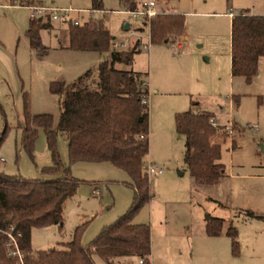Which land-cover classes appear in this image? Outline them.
<instances>
[{
  "label": "rangeland",
  "instance_id": "374dc122",
  "mask_svg": "<svg viewBox=\"0 0 264 264\" xmlns=\"http://www.w3.org/2000/svg\"><path fill=\"white\" fill-rule=\"evenodd\" d=\"M37 1L50 9L90 7V0H34ZM161 3L162 14L178 12L184 16L183 31L164 34V43H149V23L125 12L118 0H102V11L94 12L92 17H103L113 39L126 41L122 50L134 45L139 49L130 66H114L138 72L147 82L148 152L144 162L162 168L158 174L145 173L151 194L131 218L149 227L148 263H139L135 254L114 257V262L264 264V219L247 214L248 210L264 214V152L259 149V145L264 147V57L258 59L257 72L249 82L241 76H230L227 16L228 12L235 14L243 9L262 15L264 0ZM30 12L28 7L11 5V0H0V132L6 126L0 140V170L52 178L61 171L42 170L52 164V159L41 128H36L31 155L20 147V131L15 125L23 112V99L27 100L30 116L49 114L54 127L58 97L49 91L50 82L70 84L86 70L95 73L97 64L107 59L108 53L58 47V30L64 26L49 21L52 28L39 31L41 44L47 50L37 57L24 37ZM125 23L127 29H123ZM147 43V48L140 47ZM188 109L214 112L215 124L224 131L219 158L224 176L217 183H195L184 163L185 140L176 134L173 116ZM55 146L61 166H68L71 175L98 183L83 181L64 200L62 225L31 228L33 249L68 240L73 227L82 221L86 225L80 241L88 244L103 226L128 208L132 199V188L126 183L130 177L124 169L105 160L69 164L66 140L60 132ZM94 186L99 193H92ZM212 216L222 218L220 232L215 235L205 232V224ZM228 225L237 231L235 253L225 234ZM92 259L95 264H109L96 253H92Z\"/></svg>",
  "mask_w": 264,
  "mask_h": 264
},
{
  "label": "trees",
  "instance_id": "16d2710c",
  "mask_svg": "<svg viewBox=\"0 0 264 264\" xmlns=\"http://www.w3.org/2000/svg\"><path fill=\"white\" fill-rule=\"evenodd\" d=\"M118 1L125 9L136 8L140 2ZM29 2L11 0V4L19 6L29 5ZM89 3L90 10L102 11V0H90ZM60 24L64 27L58 30V47L107 52L108 58L97 64L95 73L86 70L70 84L50 82L49 91L58 97V118L54 127L49 114L30 116L24 97L23 112L15 125L20 131V147L31 155L36 128H41L52 159V164L42 170H60L61 173L52 178H32L0 170V226L12 224L13 233H19L17 245L23 251L22 264H95L92 253L109 264H116L114 257L131 254L137 255L142 263H148L149 227L131 220L151 194L147 176L140 169L148 152V89L140 73L114 66H130L139 49L135 45L129 50L111 49L113 37L106 29L103 17L91 18L80 25ZM51 28L47 15L44 21L39 18L28 20L24 37L37 57L47 50L41 44L39 31ZM183 29L182 14H156L149 20V43H164V34L180 33ZM261 56H264V14L253 15L248 10H240L230 19V76H241L249 82L257 72V60ZM0 115H3L1 105ZM173 120L176 134L185 140L183 159L193 181L201 185L212 184L224 173V165L219 160L224 131L211 124L213 113L206 110L188 109L175 113ZM5 131L4 125L0 140ZM58 132L66 140L69 164L77 160H105L124 169L130 177L126 183L132 188V199L128 208L103 226L88 244L80 241L86 225V221H82L73 227L68 240L56 246L33 249L30 229L61 225L64 200L71 197L84 181L71 175L68 166H61L55 146ZM219 137L221 140L217 141ZM84 182L98 183L95 180ZM247 214L264 219V214L251 210ZM221 226L222 218L212 216L205 224V232L218 234ZM225 234L230 237L234 252L237 250L236 228L228 225ZM4 241L5 235L0 232V264H16L15 259L7 254Z\"/></svg>",
  "mask_w": 264,
  "mask_h": 264
},
{
  "label": "built area",
  "instance_id": "2783aa9c",
  "mask_svg": "<svg viewBox=\"0 0 264 264\" xmlns=\"http://www.w3.org/2000/svg\"><path fill=\"white\" fill-rule=\"evenodd\" d=\"M161 1L162 0H140L136 8L125 9V12L130 13L133 17H138L142 21V23L148 24L149 20L154 15L161 13V9L159 7ZM29 8L31 10L29 16L30 18H39L41 16H44V14H48L49 20L60 21L62 23L71 22L73 25H80L88 21L93 17V13L96 12L90 9H78V10H73L69 8L50 9L41 5L30 6ZM72 12L76 13L75 17L71 16ZM171 45H174L176 48L179 47L178 43H172ZM125 46H126L125 40L117 41L112 39V41L110 42V48L113 50H122ZM147 46L148 43L142 44L140 47L145 49L147 48ZM142 102H145V99H142ZM211 124L213 126H217L214 121H211ZM141 167L143 168V172L147 174H158L162 171L161 166L147 161L142 163ZM92 191L93 194L99 193V190L95 186L92 188ZM13 231L14 230L12 224H8L4 227L0 226V232H2L5 235L4 246L6 248L7 254L15 259L16 264H22L23 251L20 250L17 245V235L19 233L18 232L13 233ZM138 262L142 263V260L139 258Z\"/></svg>",
  "mask_w": 264,
  "mask_h": 264
},
{
  "label": "crops",
  "instance_id": "0c3cea01",
  "mask_svg": "<svg viewBox=\"0 0 264 264\" xmlns=\"http://www.w3.org/2000/svg\"><path fill=\"white\" fill-rule=\"evenodd\" d=\"M30 2H29V5H22V7H30V6H35V5H41L40 4V2L39 1H37V2H34V0H29ZM11 5H13V4H11ZM19 6V5H18ZM42 6V5H41ZM159 7L160 8H163L162 7V3H160L159 4ZM30 9V8H29ZM86 9V8H85ZM172 12V11H171ZM174 13H178V12H174ZM250 13V12H249ZM234 13H231V12H228L227 13V16L231 19V16L233 15ZM252 14H254V13H252ZM264 14V13H263ZM49 16L48 14H44V16H41V17H39V19L40 20H42V21H44L45 20V16ZM71 16H73V17H75L76 16V13H74V12H72L71 13ZM49 21H52V20H49ZM58 22V23H57ZM54 23L56 24V26H58V24H60V23H62V22H60V21H54ZM50 25H51V23H50ZM52 27V26H51ZM182 36V35H181ZM261 57H264V56H261ZM260 58V57H259ZM258 58V59H259ZM257 62H258V60H257ZM146 84H147V82H146ZM147 97H148V95H147ZM196 109V108H195ZM195 109H194V111H195ZM211 112V111H210ZM213 114H214V112H212ZM0 160H2V159H0ZM222 176H224V174L222 175ZM222 176L221 177H219V179H221L222 178ZM219 179H217L215 182H213V183H217L218 182V180ZM61 225H62V222H61ZM30 233H31V229H30ZM66 241V240H65ZM61 242H64V241H57V244H59V243H61Z\"/></svg>",
  "mask_w": 264,
  "mask_h": 264
},
{
  "label": "water",
  "instance_id": "95a60500",
  "mask_svg": "<svg viewBox=\"0 0 264 264\" xmlns=\"http://www.w3.org/2000/svg\"><path fill=\"white\" fill-rule=\"evenodd\" d=\"M127 28H128V24L125 23V24L123 25V29H127ZM259 149H260L261 152H264V147H263L262 145H259Z\"/></svg>",
  "mask_w": 264,
  "mask_h": 264
}]
</instances>
